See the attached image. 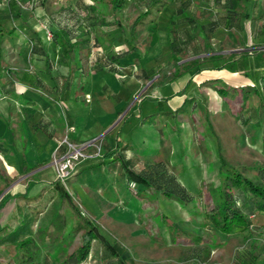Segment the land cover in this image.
<instances>
[{"label":"crops","instance_id":"obj_1","mask_svg":"<svg viewBox=\"0 0 264 264\" xmlns=\"http://www.w3.org/2000/svg\"><path fill=\"white\" fill-rule=\"evenodd\" d=\"M170 1H173L171 8L174 11L186 13L189 0ZM229 1L235 9L237 0ZM94 3L95 0H56L54 9L70 6L82 18L80 23L67 18L64 12L49 13L54 22L66 24L72 29L73 40L79 39L73 50L75 65L71 71L68 60L63 58L62 48L55 41L42 0H0V249L13 248V257L19 250L40 249L47 241L40 234L42 223L48 222L54 229L51 222L54 218L59 219L60 224L53 241H58L60 245L69 241L59 234L65 229L66 207L72 209L62 194L63 188L70 192L56 177L51 164V156L65 136L75 143L95 136L103 140L100 155L84 158L67 178L69 185L79 188L78 195L83 207L98 210L99 215H111V211L116 214V208L122 205L117 212L123 217H133L136 214L132 206L136 205L137 200L129 193H123L119 186L136 184L124 167L141 171L154 161L164 162L158 154L151 155L152 148L148 144L151 136L156 138L163 135V131L152 125L154 115L170 111L176 113L173 116L174 119L177 116L178 120L175 121H180V125L165 121L170 136L175 138L188 127H193L192 108L181 109L187 99L192 101L193 107H198L201 114L209 113L205 128H212L210 111L221 108L219 92L202 83L215 73L207 70L212 68L210 61L175 79L168 78L174 56L180 58L179 61L188 59L178 56L172 49L167 31L157 34L155 29H151V25L159 24L160 12L169 11L165 8L168 2L156 19L138 32L133 42L131 40L135 47L128 43V26L137 8L146 9L148 0L141 5L135 3V12L128 18L127 25L121 21L119 12L104 13L103 24H88L85 18L89 11L85 6ZM85 8L86 14L81 13V9ZM256 11V8L250 9L247 5L240 20L248 18L252 23V19L257 17ZM57 16L61 17V21L57 20ZM191 19L201 33L199 25L206 28L211 20L200 16ZM232 19L225 15L223 21L216 24L229 26ZM143 32L149 36L145 42L141 38ZM155 45L157 48L163 45L162 54L154 53L153 58L149 54L136 61L135 49H144L148 53ZM165 51H170V54ZM218 52L225 53L221 49H206L193 57ZM164 53L170 55L172 64L162 75ZM109 54H116L118 62L108 63L106 57ZM141 68H155L157 74L148 80L150 82L161 74L150 88L144 82L146 72ZM189 80L192 84L186 88ZM156 84L160 85L157 87ZM145 86L146 90L143 91ZM161 88H166L167 93H161ZM116 155L121 158H116ZM169 164L167 167L175 170L177 165ZM218 164L219 172L221 162ZM94 167H100L98 173H109L106 186H102L99 180H90L89 174L94 175L95 172L89 169ZM173 173L181 184H185L181 182V173ZM70 196L77 202L71 193ZM102 211L105 212L101 214ZM262 213H257L255 218L260 221L264 217ZM79 228L81 237L88 226ZM98 230L110 242L99 226ZM93 248L99 252L100 262L112 263L101 242L95 238L91 240L90 251ZM59 256L52 260L50 254H45L49 264H63L65 257L63 254Z\"/></svg>","mask_w":264,"mask_h":264},{"label":"rangeland","instance_id":"obj_2","mask_svg":"<svg viewBox=\"0 0 264 264\" xmlns=\"http://www.w3.org/2000/svg\"><path fill=\"white\" fill-rule=\"evenodd\" d=\"M145 1H128L119 12L124 25H127L128 18L135 12V3L141 5ZM172 4L173 1L168 0L165 8L169 11H161L159 24L151 25V29H155L157 34L167 31L170 46L178 56L191 58L202 54L206 49H210L206 44H210L212 50L221 49L225 53L248 50L245 73L224 67L207 69L215 72L211 74L208 82L219 90L217 91L222 99L221 108L210 111L212 128L209 126L205 128V120L209 113L203 111L205 114H201L198 107H193L189 99L182 103L181 109L185 111L189 106L192 108L193 127L181 132L180 136H176L178 139L170 136L171 132L165 122L170 121L180 125V121H175L178 120L177 116L174 119L175 112L160 113L154 115L152 119V125L163 131V135L156 138L151 136L148 139V144L152 148L151 155L158 154L164 159L166 166L167 163H170V166L177 165L175 170L169 168L168 170L171 173H181V182L185 183L182 185L190 198L185 202L178 199L176 201L162 189L135 181V185L119 187L123 193H129L136 198V205L132 206L136 215L121 216L117 210L122 205H118L116 214L111 211V215H99L98 210L92 211L83 207L78 195L80 190L74 187L76 185H69L68 179H65V182L60 180L76 199V203H79L78 207L81 211L77 216L70 207L65 209L67 218L65 229L59 236L62 234L64 239H68L67 244L60 245L58 241H53L60 224L59 219L54 218L51 220L54 229L48 222L42 223L40 234L45 236L47 241L43 242L40 249L19 250L15 257L12 255L13 248L0 249V264H45V254H50L52 260L61 254L67 258L68 253L70 254L81 240L79 227L88 226L85 222L86 218L99 226L126 264H237L238 254L247 247L251 238L256 241L262 240V254L256 262L264 264V217L259 221L253 216L246 226L235 225L226 233L216 228L207 215V209L222 198V182L225 174L232 170L231 164H236L240 170L244 163L264 165V55L260 50L264 48V0H237L235 12L229 0H189L186 13L181 14L179 10L176 12L171 8ZM247 5L250 9H257V14L255 13L257 17L252 19V23L248 18L241 21ZM225 15L233 18L232 24L229 26L216 24L208 38L203 37L197 25L185 17H208L214 22L221 23ZM57 20L61 21V17L57 16ZM208 27L209 23L206 29ZM145 33L143 32L141 37L144 42L149 37ZM163 51V45H159L158 48L155 45L148 53L144 49H135V59L139 61L149 54V57L153 58L154 53L162 54ZM167 53L170 54V51ZM162 60L163 75L172 62L170 55L167 54ZM258 65H261V68H258ZM201 77L203 78V75ZM144 82L148 85L150 81ZM159 85L156 84L157 87ZM160 92L167 93V89L161 88ZM102 144L103 140L101 147ZM83 151L95 154L96 148L90 145ZM221 157L224 158V163L218 172L220 162L218 160ZM84 158L86 157L76 161L72 172ZM98 169L100 170V167L89 169L95 172L94 175L89 174L90 180L93 182L99 180L102 186H106L109 173L107 171L98 173ZM104 212L102 211L101 214ZM262 214L264 216V213ZM23 251L30 257L22 256ZM108 258L111 264H118L113 257ZM104 263L100 262L99 252L97 253L95 248L90 251L85 261V264ZM54 264L58 263L54 262Z\"/></svg>","mask_w":264,"mask_h":264},{"label":"trees","instance_id":"obj_3","mask_svg":"<svg viewBox=\"0 0 264 264\" xmlns=\"http://www.w3.org/2000/svg\"><path fill=\"white\" fill-rule=\"evenodd\" d=\"M126 1L127 0H95L94 4H88L85 6L89 11L85 18L86 22L90 25L105 23L103 16L104 13H118ZM167 2L168 0H148V5L145 10L137 8L134 18L128 26L130 34V40H128V43L135 47L134 44L131 43V40L133 42L135 35L143 30L150 22L156 19L159 11ZM42 4L44 5L45 15L49 18L48 23L52 28L55 41L62 48L63 58L68 60L70 70L73 71L75 65L73 50L79 43V39L75 38L73 40L72 29L66 24L54 22V18L51 17L49 13L52 11L57 14L64 12L67 18L74 19L76 23H80L82 18H80L76 10L70 6H59L57 9H54L53 6L56 4V0H42ZM86 8L81 9V13L86 14ZM93 13H97L100 16L97 17V15ZM185 17L192 20L189 16ZM229 18L232 19L230 15ZM208 23V30L203 25H199L200 30L206 38L210 37L209 33L216 25V22L213 20H209ZM206 45L207 48H210L209 50H212L210 44ZM260 50H262L264 55V48ZM247 54L248 50L230 53L218 52L188 58L182 61H179L180 58L174 56L173 66L168 74V78L175 79L185 74L190 69L200 66L207 61L212 63L211 67H224L245 73V67L247 66ZM106 61L108 63L118 62V56H116V54H109L106 57ZM141 69L146 72L144 75L146 80H150L157 74V72L154 71L155 68H150L149 70H145L144 68ZM159 76H161V74H159ZM159 76H156V78L151 80L148 88L155 83ZM208 81L209 79L204 80L202 83H207V85L218 90ZM191 84L192 83L189 80L186 84V88H188ZM58 149L59 151H64L65 144H60ZM116 158H121V156L116 155ZM220 162L221 165L224 163L223 157L220 158ZM230 167H232V170H229V173L225 174L222 182V198L220 201L216 202L213 206H210L207 209V215L211 223L220 231L226 233L230 232L234 225L246 226L250 223L251 219H253L251 217L255 216L259 212H264V165L258 163L247 165L244 163L242 170H240L236 164H231ZM124 168L128 173L129 178L134 181L142 182L145 185H153L158 189H162L168 196L182 202H185L190 198V195L185 187L177 180L173 173L169 172L168 167L163 161H154L148 164L147 168L143 171H135L127 166ZM62 194L68 199L69 205L72 207L74 212H76L77 215L81 214L77 203L64 188ZM85 222L88 223V228L82 233L78 246L68 255L67 258L63 259V264H85L87 256L90 252L91 240L93 238L101 242L106 254H108V256L115 257L118 264H126L125 260L120 257L114 246L100 233L98 226L92 224L88 218L85 219ZM262 248V240L256 241L251 238L247 247L238 254L236 258L237 264H257L256 260L262 254ZM21 255L30 257L28 254H25L24 251ZM45 264H49L48 259H46Z\"/></svg>","mask_w":264,"mask_h":264},{"label":"built area","instance_id":"obj_4","mask_svg":"<svg viewBox=\"0 0 264 264\" xmlns=\"http://www.w3.org/2000/svg\"><path fill=\"white\" fill-rule=\"evenodd\" d=\"M51 35V31H48ZM101 141L102 138L100 136H95L91 140L87 142L75 143L70 141L67 136H65L61 144H65V150L59 151L56 149L51 157V163L55 169L56 177L65 182V179L69 177L74 167L76 161H78L82 157H87L89 155H97L101 151ZM95 146L96 152L95 154L85 153L83 150L86 146Z\"/></svg>","mask_w":264,"mask_h":264}]
</instances>
